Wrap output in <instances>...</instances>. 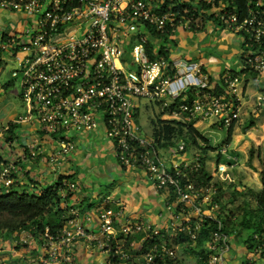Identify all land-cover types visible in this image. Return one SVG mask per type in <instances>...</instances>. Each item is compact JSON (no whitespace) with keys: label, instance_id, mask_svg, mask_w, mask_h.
Returning a JSON list of instances; mask_svg holds the SVG:
<instances>
[{"label":"built area","instance_id":"obj_1","mask_svg":"<svg viewBox=\"0 0 264 264\" xmlns=\"http://www.w3.org/2000/svg\"><path fill=\"white\" fill-rule=\"evenodd\" d=\"M0 10L26 19L20 30L0 32V60L3 52L13 57L17 67L11 75L20 84L22 110L12 123L27 124L34 140H56L46 158L52 167L74 150L71 133L102 123L119 163L140 168L164 193L163 208L170 218L165 227L132 222L117 204L99 210L97 235L73 218L55 234L48 227L29 230L16 242L39 244L44 249L41 264H77L71 246L84 237L106 252L107 264H126L132 254L119 236L139 234L137 251L146 264H185L179 246L194 247L204 234L199 247L203 263L228 264L227 209L215 182L201 178V170L204 149L217 153L220 176L239 163L238 156L230 153L227 140H197L191 150L185 140L159 146L140 124L139 107L144 100L157 104L169 120L210 122L227 130L241 111L240 76L224 73L222 93H216L200 65L169 61L150 37L171 38L179 28H201L213 20L243 34L249 48L244 65L262 73L264 0H247L245 13L231 0H0ZM263 102L264 95H258L256 106ZM28 148L30 158L42 153L36 144ZM17 172L15 162L0 159V194L8 192ZM76 187L67 183L69 191ZM253 254L263 257L264 243Z\"/></svg>","mask_w":264,"mask_h":264},{"label":"crops","instance_id":"obj_2","mask_svg":"<svg viewBox=\"0 0 264 264\" xmlns=\"http://www.w3.org/2000/svg\"><path fill=\"white\" fill-rule=\"evenodd\" d=\"M234 2L235 0H231L233 6ZM234 7L238 10L237 6ZM238 11L242 12L240 9ZM7 13L8 15L3 14L0 10V32L5 31L4 28L12 20L23 27L24 18L21 14ZM150 40L157 49L162 48H159V53L169 61L200 65L214 91L217 86L219 87L218 93H222L220 78L224 73H236L240 76L241 111L231 124L230 139L227 141L230 153L238 156L239 163L220 176L215 171V167L213 173L206 167L208 162L216 165L218 156L215 151L205 150L203 160L204 169L210 179L222 186L219 198L227 210L239 204L243 205V200L248 201L252 208L254 196L261 188L260 170L264 162L262 158L264 102L260 108L256 106V97L260 94L264 95V72H255L245 67L244 56L249 48L243 34L231 32L215 21L209 20L201 28L188 30L179 28L171 38L152 35ZM165 47L168 50H165ZM0 61V69H2L5 64L4 58L2 57ZM9 84L6 82L3 86L7 87ZM16 99L13 104L9 103L7 107L9 116L2 122V127L21 113L19 81ZM14 126L6 133L0 130V159L15 162L18 169L11 189L27 193L40 192L44 186L55 183L59 176L71 175V182L77 187L70 191V196L63 203L65 208L62 216L67 218L64 226L70 225L69 221L74 218L73 221L82 225L87 232L97 235L99 210L114 209L117 204L123 205L124 215L129 221H148L158 227L168 225L170 218L169 213L163 208L164 193L156 191L153 181L143 170L119 163L102 123L91 131L71 133L70 138L75 148L54 167L46 158L56 145V140H34V130L27 124L15 123ZM194 127L208 139H211L209 132L217 128L210 122L194 124ZM227 130L223 140L227 139ZM6 136L11 139L6 141ZM32 144L42 148V153L35 158L29 156L28 146ZM191 147L188 149L191 150ZM191 152L188 151L187 155L189 156ZM214 155L216 156L213 159ZM230 182L235 185L229 186ZM63 195L65 193H62ZM118 222L115 224L117 232L122 220ZM23 233L19 231L0 233V264H41L40 257L44 249L39 244L33 242L23 245L15 242L18 235ZM247 234L243 229L230 232V250L225 255L228 264H264V256L253 254V251L247 247L245 242ZM125 237L119 236L121 243L124 244V250L132 254V258L125 260V263L143 264V258L137 251L140 237L131 236L129 242ZM71 251L77 264H107L106 252L94 241L84 237H78L73 242ZM178 253L185 264H204L195 253H192L191 248L186 247L185 243L179 246Z\"/></svg>","mask_w":264,"mask_h":264},{"label":"trees","instance_id":"obj_3","mask_svg":"<svg viewBox=\"0 0 264 264\" xmlns=\"http://www.w3.org/2000/svg\"><path fill=\"white\" fill-rule=\"evenodd\" d=\"M247 0H235L234 6L238 7L245 13ZM1 65V61H0ZM217 86L215 92H219ZM153 136L158 141L159 146L168 147L175 143L176 140L184 139L186 149L197 144V140H208L202 135L192 122L182 123L177 120H161L154 121ZM15 123L8 121L2 132L6 133L12 130ZM231 129L227 130V141L230 139ZM184 136V137H183ZM11 138L6 136V140ZM206 149L203 150L205 152ZM71 176V175H70ZM69 175H61L55 183L48 184L40 192L27 193L26 191H18L14 189L8 190L6 193L0 194V232H27L33 230L34 233L42 232L48 227L49 232L55 234L65 225L67 218L62 216L64 212L63 203L70 196L67 183L71 182ZM201 178L211 180L205 169L201 170ZM261 188L254 196V206L251 208L248 201L243 200L242 204L227 210L225 221L227 222V230L229 233L236 229L247 231L246 244L250 251H257L258 247L264 243V162L261 164L260 170ZM65 182V184H64ZM218 189V198L221 196L222 186L215 183ZM235 185L233 182L228 184ZM63 191L65 195L62 196ZM131 236L137 238L139 234L128 235L125 238L131 241ZM204 234L200 236L197 244L192 249L199 260L203 263L204 256L199 247L202 244ZM140 253V252H139ZM119 259V258H118ZM117 259V260H118ZM143 264H146L145 262Z\"/></svg>","mask_w":264,"mask_h":264},{"label":"rangeland","instance_id":"obj_4","mask_svg":"<svg viewBox=\"0 0 264 264\" xmlns=\"http://www.w3.org/2000/svg\"><path fill=\"white\" fill-rule=\"evenodd\" d=\"M3 14L8 15L6 11H3ZM29 18H27L28 20ZM6 21V20H5ZM31 21V19H29ZM24 22H26V19H24ZM23 23V21H22ZM21 25L19 23H16V21L12 20L7 26L4 28V30L11 34L14 30H20ZM2 57L4 58L5 64L3 65V68L0 69V130H2V122L8 119L9 114H7V107L9 103L13 104V102H16V93L18 92V79H14L11 76V70L13 68L17 67V64L13 57H11L7 53H3ZM127 57V56H125ZM128 59V57H127ZM128 68V66H126ZM132 68V67H131ZM9 82L10 84L7 87H4L3 84ZM19 103V102H18ZM139 122L142 125L144 131L146 133L152 134V131L154 129V121L157 119L161 120H169L171 118H167L162 114L160 111V108L157 104H149L146 103V101H141V105L139 107ZM166 118V119H164ZM203 133V132H202ZM211 135V141L213 143H219L222 141L225 136L226 132L225 129H212L211 132H209ZM205 134V133H203ZM184 137V136H183ZM179 140H184L183 138ZM7 141V140H6ZM216 155L212 156L213 159ZM262 158H264V144H262ZM261 163V161H260ZM259 163V165H260ZM246 164H248V161H246ZM207 169L210 170L211 173L214 172L215 164L213 162H208L206 165ZM213 171V172H212ZM238 202V199H236ZM241 200V199H240ZM4 232V231H3ZM0 232V233H3ZM16 242V240H15Z\"/></svg>","mask_w":264,"mask_h":264}]
</instances>
